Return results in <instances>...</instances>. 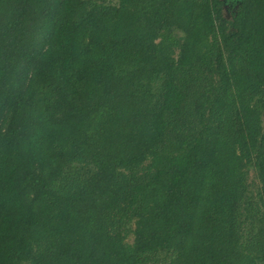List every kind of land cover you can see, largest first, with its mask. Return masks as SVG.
<instances>
[{"label": "trees", "instance_id": "16d2710c", "mask_svg": "<svg viewBox=\"0 0 264 264\" xmlns=\"http://www.w3.org/2000/svg\"><path fill=\"white\" fill-rule=\"evenodd\" d=\"M0 264H264V0H0Z\"/></svg>", "mask_w": 264, "mask_h": 264}, {"label": "rangeland", "instance_id": "374dc122", "mask_svg": "<svg viewBox=\"0 0 264 264\" xmlns=\"http://www.w3.org/2000/svg\"><path fill=\"white\" fill-rule=\"evenodd\" d=\"M229 4H230V3H229ZM229 4L227 5V7L229 6ZM225 13H226L227 16H230V12H229L227 9L225 10ZM249 176H250L249 182L254 181V182L256 183V181H255V174H254L253 171L250 172V175H249ZM254 182H253V183H254ZM132 240H133L132 236H129V237L127 238V241H128V242H132Z\"/></svg>", "mask_w": 264, "mask_h": 264}, {"label": "flooded vegetation", "instance_id": "af4514ba", "mask_svg": "<svg viewBox=\"0 0 264 264\" xmlns=\"http://www.w3.org/2000/svg\"><path fill=\"white\" fill-rule=\"evenodd\" d=\"M227 1L229 2V1H232V0H227Z\"/></svg>", "mask_w": 264, "mask_h": 264}]
</instances>
